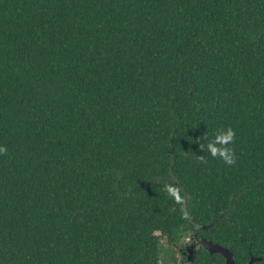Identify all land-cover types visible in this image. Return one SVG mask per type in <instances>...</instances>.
<instances>
[{
	"label": "trees",
	"instance_id": "trees-1",
	"mask_svg": "<svg viewBox=\"0 0 264 264\" xmlns=\"http://www.w3.org/2000/svg\"><path fill=\"white\" fill-rule=\"evenodd\" d=\"M195 234L264 257V0H0V264Z\"/></svg>",
	"mask_w": 264,
	"mask_h": 264
},
{
	"label": "water",
	"instance_id": "water-1",
	"mask_svg": "<svg viewBox=\"0 0 264 264\" xmlns=\"http://www.w3.org/2000/svg\"><path fill=\"white\" fill-rule=\"evenodd\" d=\"M213 225L214 223L211 226ZM205 229H208V227H205ZM199 246L204 247L206 250H208L212 254L219 253L226 259V264H237L235 260V254L225 245L215 243L214 241H212V239L210 240L208 238H203L199 242ZM186 255L188 256V260L190 264H193L196 260V255H197V247L195 244H192L190 248H188V252H186ZM261 260H264V257L253 256L250 262L247 264H256V262L261 261Z\"/></svg>",
	"mask_w": 264,
	"mask_h": 264
},
{
	"label": "rangeland",
	"instance_id": "rangeland-1",
	"mask_svg": "<svg viewBox=\"0 0 264 264\" xmlns=\"http://www.w3.org/2000/svg\"><path fill=\"white\" fill-rule=\"evenodd\" d=\"M190 240V236L185 237L182 241L187 243ZM177 249H174L168 245L166 240L161 243V264H180V258Z\"/></svg>",
	"mask_w": 264,
	"mask_h": 264
},
{
	"label": "flooded vegetation",
	"instance_id": "flooded-vegetation-1",
	"mask_svg": "<svg viewBox=\"0 0 264 264\" xmlns=\"http://www.w3.org/2000/svg\"><path fill=\"white\" fill-rule=\"evenodd\" d=\"M203 238H201L200 236H198V234H195L194 236L190 237V240L187 243H183L184 246L186 247V250H182V245H178L176 248L178 250L179 253V258H180V264H190L189 260H188V256L186 255V252H188V248H190V246L192 244H195L197 247V251L199 248V242L202 240Z\"/></svg>",
	"mask_w": 264,
	"mask_h": 264
}]
</instances>
